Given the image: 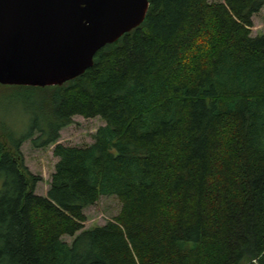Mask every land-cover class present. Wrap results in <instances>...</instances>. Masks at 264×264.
I'll use <instances>...</instances> for the list:
<instances>
[{
    "label": "trees",
    "instance_id": "trees-1",
    "mask_svg": "<svg viewBox=\"0 0 264 264\" xmlns=\"http://www.w3.org/2000/svg\"><path fill=\"white\" fill-rule=\"evenodd\" d=\"M263 8L149 0L79 77L11 86L45 95L27 132L0 136V264H264V34L251 35ZM75 116L104 126L90 146L55 145L36 195L20 146L34 132L36 148L54 144ZM100 197L120 211L84 230Z\"/></svg>",
    "mask_w": 264,
    "mask_h": 264
},
{
    "label": "water",
    "instance_id": "water-1",
    "mask_svg": "<svg viewBox=\"0 0 264 264\" xmlns=\"http://www.w3.org/2000/svg\"><path fill=\"white\" fill-rule=\"evenodd\" d=\"M148 9L149 0H0V87L74 80Z\"/></svg>",
    "mask_w": 264,
    "mask_h": 264
},
{
    "label": "rangeland",
    "instance_id": "rangeland-1",
    "mask_svg": "<svg viewBox=\"0 0 264 264\" xmlns=\"http://www.w3.org/2000/svg\"><path fill=\"white\" fill-rule=\"evenodd\" d=\"M222 1L209 0L212 3ZM252 23L251 35L253 37L264 34V8L253 16ZM44 95V93H36L31 90L3 86L0 89L1 138V133L6 134L8 131L12 132L15 137L27 132L30 122L34 117L31 107L39 99H42ZM102 126H104V122L99 118L84 119L75 116L70 125L59 130L58 139L54 144L44 148H36L32 140L40 136L38 132H34L30 139L22 143L20 153L23 165L31 175L39 178L34 191L36 195L45 196L49 188L51 176L58 162V158L53 154L55 145L59 144L75 148L90 146L93 143L94 134ZM120 208V203L115 197H100L94 205L88 206L83 210L86 218L84 230L104 226L118 215ZM62 240L70 244L73 238L64 237Z\"/></svg>",
    "mask_w": 264,
    "mask_h": 264
}]
</instances>
